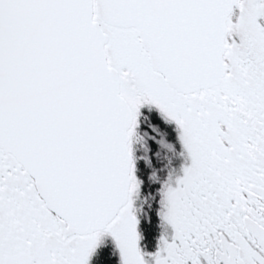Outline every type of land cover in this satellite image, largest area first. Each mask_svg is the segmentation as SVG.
Listing matches in <instances>:
<instances>
[{
  "label": "snow or ice",
  "instance_id": "snow-or-ice-1",
  "mask_svg": "<svg viewBox=\"0 0 264 264\" xmlns=\"http://www.w3.org/2000/svg\"><path fill=\"white\" fill-rule=\"evenodd\" d=\"M0 264H264V0H0Z\"/></svg>",
  "mask_w": 264,
  "mask_h": 264
}]
</instances>
